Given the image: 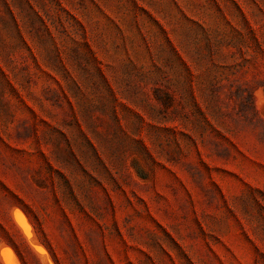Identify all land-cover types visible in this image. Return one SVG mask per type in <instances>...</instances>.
<instances>
[{
	"label": "rangeland",
	"instance_id": "374dc122",
	"mask_svg": "<svg viewBox=\"0 0 264 264\" xmlns=\"http://www.w3.org/2000/svg\"><path fill=\"white\" fill-rule=\"evenodd\" d=\"M0 264H264V0H0Z\"/></svg>",
	"mask_w": 264,
	"mask_h": 264
},
{
	"label": "trees",
	"instance_id": "16d2710c",
	"mask_svg": "<svg viewBox=\"0 0 264 264\" xmlns=\"http://www.w3.org/2000/svg\"><path fill=\"white\" fill-rule=\"evenodd\" d=\"M34 11V10H33ZM34 15L39 18L38 12L34 11Z\"/></svg>",
	"mask_w": 264,
	"mask_h": 264
},
{
	"label": "bare ground",
	"instance_id": "6f19581e",
	"mask_svg": "<svg viewBox=\"0 0 264 264\" xmlns=\"http://www.w3.org/2000/svg\"><path fill=\"white\" fill-rule=\"evenodd\" d=\"M28 231V230H27ZM28 234V233H27ZM30 234V233H29Z\"/></svg>",
	"mask_w": 264,
	"mask_h": 264
}]
</instances>
